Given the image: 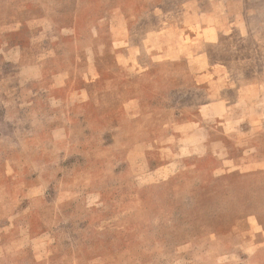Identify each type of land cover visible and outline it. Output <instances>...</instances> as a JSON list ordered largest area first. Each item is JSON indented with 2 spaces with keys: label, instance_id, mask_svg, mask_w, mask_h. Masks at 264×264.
Segmentation results:
<instances>
[{
  "label": "rangeland",
  "instance_id": "obj_1",
  "mask_svg": "<svg viewBox=\"0 0 264 264\" xmlns=\"http://www.w3.org/2000/svg\"><path fill=\"white\" fill-rule=\"evenodd\" d=\"M260 90L264 0H0V264H264Z\"/></svg>",
  "mask_w": 264,
  "mask_h": 264
},
{
  "label": "crops",
  "instance_id": "obj_2",
  "mask_svg": "<svg viewBox=\"0 0 264 264\" xmlns=\"http://www.w3.org/2000/svg\"><path fill=\"white\" fill-rule=\"evenodd\" d=\"M226 81H228V79H226ZM249 86H246V88H248ZM222 90L224 89L223 87L221 88ZM261 89H263V88H261ZM260 92H261V96H262V94L264 93V90H263V92H262V90H260ZM238 101H235V99H232L231 101L229 100V99H226L225 101H224V105H223V109H224V107L226 108L227 107V109H229L230 108V106H235V105H238V103H237ZM219 105V103H213V104H210V105H207L205 108H204V111H206V112H214V107H212V106H215V105ZM205 144H206V142H205Z\"/></svg>",
  "mask_w": 264,
  "mask_h": 264
}]
</instances>
